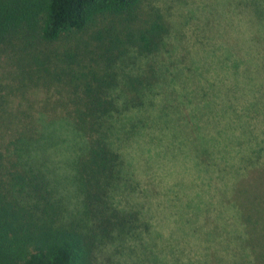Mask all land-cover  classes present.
Masks as SVG:
<instances>
[{
  "label": "trees",
  "instance_id": "1",
  "mask_svg": "<svg viewBox=\"0 0 264 264\" xmlns=\"http://www.w3.org/2000/svg\"><path fill=\"white\" fill-rule=\"evenodd\" d=\"M172 2L193 22L159 0H0V264H198L160 244L114 145L141 108L131 128L156 135L219 114L258 134L254 238L222 264H264V0Z\"/></svg>",
  "mask_w": 264,
  "mask_h": 264
},
{
  "label": "rangeland",
  "instance_id": "2",
  "mask_svg": "<svg viewBox=\"0 0 264 264\" xmlns=\"http://www.w3.org/2000/svg\"><path fill=\"white\" fill-rule=\"evenodd\" d=\"M159 3L171 5L178 18L181 13L187 14L190 7L172 0H159ZM185 16L193 22L192 16ZM141 61L136 59L135 67ZM10 67L1 56L0 72ZM140 110L121 112V131L116 133L114 145L132 178L150 183L147 195L152 194V198H147V202L155 219L152 221L163 236L160 244L164 246L166 241L171 253H178L175 249L184 247L181 253H186L187 247H192L186 262L193 260L200 264L203 248L213 255H222L202 258L203 264L204 260L211 264L233 261L237 246L238 250L250 249L254 238L253 205L249 209V204L244 208L243 204L251 201L254 191L263 190L247 184L253 171L245 166L246 159L255 158V148L261 145L259 137L256 145L252 141L258 134L248 132L242 120L239 123L230 115L219 114L200 121H196V116L190 117L188 128L156 135L157 128H131L130 121L133 116L141 115ZM154 114V110L149 112L151 116ZM242 142L249 146L240 149ZM208 153L225 162L216 165L207 162ZM261 154L264 156V152Z\"/></svg>",
  "mask_w": 264,
  "mask_h": 264
}]
</instances>
